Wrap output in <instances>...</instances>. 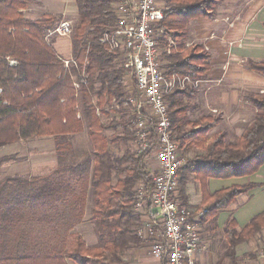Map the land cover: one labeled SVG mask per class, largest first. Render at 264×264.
Wrapping results in <instances>:
<instances>
[{"label":"trees","instance_id":"obj_1","mask_svg":"<svg viewBox=\"0 0 264 264\" xmlns=\"http://www.w3.org/2000/svg\"><path fill=\"white\" fill-rule=\"evenodd\" d=\"M78 11L73 24L72 52L77 65L66 69L55 46V36L46 39L48 30L61 19L51 13L32 19L24 10L28 0H0V147L34 137L51 136L61 153L67 137L80 134L85 121L93 152L70 164L60 165L54 174L41 177H8L0 182V217L13 213L12 208L46 209L54 214L38 215L41 222L50 220L53 234L56 225L69 227L84 218L91 185L95 200L92 223L99 243L88 247L80 234H65L62 252H23L0 256V264H121L131 245L140 243L137 235L140 214L135 210L138 186L149 188L152 176L145 162L148 151L138 153L128 146L134 140L131 130L134 117L129 110L125 85L126 70L118 53L100 42L104 32L117 21L113 11L116 0H74ZM165 29L160 37L164 66L169 73L204 80L211 68V56L202 43L189 44L190 21L214 18L223 0H165ZM74 23V22H73ZM14 61V62H12ZM251 69L264 75V61H250ZM85 71L86 78H82ZM80 82L77 89L75 81ZM200 88V87H199ZM199 88L178 89L169 95L173 132L185 158L181 168L178 197L188 206V174L200 182L201 220L214 218L232 204L237 196L260 186L259 183L233 184L214 193L208 189L209 178L243 177L264 166V93L251 96L258 109L253 123L236 142H227L225 133L211 131L220 118L205 115L199 121L189 119L192 100ZM79 107L81 108V114ZM120 113L105 124L102 116ZM107 129L114 131L109 138ZM123 130V133L120 132ZM211 133V134H210ZM126 146L122 155L115 154L111 143ZM195 148L203 153L186 155ZM68 152V151H66ZM15 158L0 157V166ZM63 209L62 213L60 212ZM4 210V212H2ZM66 211V213L64 212ZM235 219L224 231L226 256L235 259L239 244L253 238L264 228V211L256 214L243 228ZM69 260V261H68ZM218 264H224L223 258Z\"/></svg>","mask_w":264,"mask_h":264},{"label":"crops","instance_id":"obj_2","mask_svg":"<svg viewBox=\"0 0 264 264\" xmlns=\"http://www.w3.org/2000/svg\"><path fill=\"white\" fill-rule=\"evenodd\" d=\"M29 1L28 7L24 10L25 14L32 19L42 18V16H34L38 15V11L29 4ZM49 1L57 3L52 5L45 14L61 15L63 18L67 17L69 3L74 9L76 8L74 0ZM76 10L75 16H77ZM217 13L214 18L194 19L190 21L188 27V31L191 26L194 27V36L191 38L189 33L188 43H202L211 56V68L207 71L206 78L192 100L189 119L197 122L205 115L219 117L220 122L211 133L223 132L226 141L233 143L253 123L258 114V109L250 97L264 93V75L262 76L249 66L250 61H264V0H223L217 8ZM72 54L71 47L70 56ZM21 142L8 145H22ZM49 149L50 152L55 151V148L50 147ZM193 151L189 153L190 157L196 156ZM19 153V149H15L8 155ZM51 154L50 158L53 160L54 153ZM145 162L149 167L150 174L159 166L157 158L154 156H147ZM56 164V161L55 163L46 161L43 168L50 170L49 168H53ZM37 167L31 159L20 163L6 161L0 166V182L14 176L26 178L37 176L38 171H35ZM45 173V175H49L48 172ZM187 178L188 204L197 209L202 202L201 185L194 174H188ZM249 182L261 185L237 196L232 204L221 210L214 218L204 221L200 219L202 236L196 252L197 264H218L222 258L224 264H243L244 261L249 264H264V228L256 236L236 247L235 259L225 255L228 242L224 231L229 220L235 219L238 223L237 228L242 230L256 214L264 211V166L248 176L226 179L209 178L208 189L214 193L233 184ZM144 187L140 184L138 189ZM89 208V201H87L83 220L72 227L60 223L56 225L57 233L80 234L88 247L97 246L99 240L96 227L91 220H87V216L93 211ZM12 210L13 213L7 218H3L6 216L0 217V256L22 254L26 251L32 253L37 251L51 253L53 250L62 252L67 248L66 242L61 239L62 235H52L55 225L53 222L47 219L41 222L37 219L38 215L54 214L53 211L37 208H12ZM62 211L63 209L60 212L62 213ZM64 212L66 213V211ZM154 213L152 208H147L140 216L138 228L147 223L155 231H158L159 228L152 224ZM139 238L141 239L140 243L131 245L121 264H165L154 255L153 238L149 236L148 232L145 231L144 236H139Z\"/></svg>","mask_w":264,"mask_h":264},{"label":"built area","instance_id":"obj_3","mask_svg":"<svg viewBox=\"0 0 264 264\" xmlns=\"http://www.w3.org/2000/svg\"><path fill=\"white\" fill-rule=\"evenodd\" d=\"M165 6L157 0H116L113 11L116 25L103 33L100 42L110 51L118 53V60L126 70L125 87L129 110L134 117L131 130L137 142L134 151L154 156L158 168L150 174L149 188L138 190L135 210L140 216L152 208V224L137 229L143 237L145 231L153 238V253L165 264H197L196 252L200 246L202 213L186 205L179 197L181 168L185 158L173 132L169 95L178 89L199 88L203 80L169 73L164 66L160 37L164 30L160 23ZM73 21L61 18L46 34L50 41L55 36H70ZM66 69L77 65L73 54L59 57ZM14 62V61H12ZM82 78H86L85 71ZM77 89L80 82L75 81Z\"/></svg>","mask_w":264,"mask_h":264},{"label":"rangeland","instance_id":"obj_4","mask_svg":"<svg viewBox=\"0 0 264 264\" xmlns=\"http://www.w3.org/2000/svg\"><path fill=\"white\" fill-rule=\"evenodd\" d=\"M33 1V2H31ZM31 2V3H30ZM57 3V2H56ZM56 3L54 1H49V0H30L29 4L33 5V7H35L37 9V14L38 15H34V16H44L45 13L47 12V10H49V8L54 4L56 5ZM165 4V0H158V5L159 6H164ZM74 5V4H73ZM75 10L74 7H72L71 3H69V7L67 10V17L70 18V20H72L74 22V24L76 23L77 17H78V11L76 10V14L77 16H75ZM62 17V16H61ZM198 21V20H195ZM189 33L191 38H193L194 36V27L191 26L189 28ZM55 46L57 47V51L58 53H60L62 56L64 57H69L70 56V49H71V43H72V39H71V35L70 36H57L55 37ZM165 56L163 57V62H165ZM79 111H80V116L82 117L81 114V108L79 107ZM116 116H120V113H114V111H111L109 116H102V119L104 121L105 124H107L111 118L116 117ZM121 133H123V130H120ZM114 131L112 129H107L105 131V134L107 135V137H111L113 135ZM22 145H16V146H11V145H5L3 147H0V156L1 155H5L12 151H14L15 149H19L20 153L19 154H12L13 156H15V158L11 161H15L20 163L21 161H25V160H29L31 159V161H33L34 163H36V166H38L35 171H38V173H36L37 176L34 177H41V176H46L45 172H48L50 174V170L52 171L51 174L55 173V170L58 168V166L60 165L59 163V156H63L64 157V164H70L72 162L73 156L76 155V160L80 161L82 159H84L86 156H88L89 154H92L93 152V144L91 142V138H90V134H89V130H88V124L85 121V129L82 133L77 134V135H72L67 137L66 140H64L62 142V151L61 153H58L56 150V139L54 137L51 136H47V137H34V138H30V139H26L23 140V142H21ZM13 144V143H12ZM111 147L113 148L115 154L117 155H122V153L125 151L126 146H123L122 144H116V143H111L110 144ZM128 146L131 147L133 150L135 148H137V142L136 140H132L128 143ZM50 147L55 148V151L52 150L50 152ZM195 151H193L194 155L200 154L202 153V150L200 149H194ZM68 151V152H66ZM53 154V160L50 158V156ZM74 154V155H73ZM151 156V155H150ZM187 157H190V154L186 155ZM48 161H53V163H55L56 161V166H53V168H49L50 170H47L45 168H43L45 162ZM50 166V165H49ZM48 168V167H47ZM192 190V187H190ZM90 193L89 197H88V201H89V209H93L95 207V200H94V196L92 194V190H91V185L89 186V190ZM88 214H89V210H88ZM92 218V213L90 212V214L87 216V220H91ZM92 221V220H91ZM49 232V231H48ZM97 233V232H96ZM48 235V234H47ZM53 236H57L56 234H52ZM58 235H65V232H59ZM99 243V242H98ZM246 257H248L246 255ZM243 264H249L247 261H244Z\"/></svg>","mask_w":264,"mask_h":264}]
</instances>
